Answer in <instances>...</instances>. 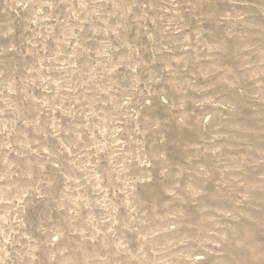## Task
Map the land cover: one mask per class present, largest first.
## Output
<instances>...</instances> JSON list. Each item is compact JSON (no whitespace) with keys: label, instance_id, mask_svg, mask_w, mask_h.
Listing matches in <instances>:
<instances>
[{"label":"rangeland","instance_id":"obj_1","mask_svg":"<svg viewBox=\"0 0 264 264\" xmlns=\"http://www.w3.org/2000/svg\"><path fill=\"white\" fill-rule=\"evenodd\" d=\"M0 264H264V0H0Z\"/></svg>","mask_w":264,"mask_h":264}]
</instances>
